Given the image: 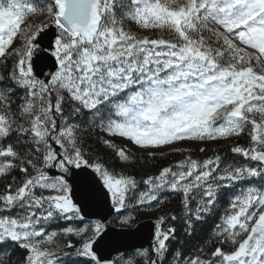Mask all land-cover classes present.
Segmentation results:
<instances>
[{
	"label": "snow or ice",
	"instance_id": "obj_1",
	"mask_svg": "<svg viewBox=\"0 0 264 264\" xmlns=\"http://www.w3.org/2000/svg\"><path fill=\"white\" fill-rule=\"evenodd\" d=\"M69 260L264 264V0H0V264Z\"/></svg>",
	"mask_w": 264,
	"mask_h": 264
},
{
	"label": "trees",
	"instance_id": "obj_2",
	"mask_svg": "<svg viewBox=\"0 0 264 264\" xmlns=\"http://www.w3.org/2000/svg\"><path fill=\"white\" fill-rule=\"evenodd\" d=\"M118 144H120L121 147H126L127 151L129 152V154L132 156L133 158V162L130 163H114L110 158H108L106 156V158H108L109 163L113 164L114 166L119 170V169H124L125 171L130 172V174L135 175L136 178L139 180L142 176L149 174V173H155L156 170L160 167V166H166L170 163H174L175 161H178L180 159H183V156L177 155V154H172L169 155L168 157L164 158V159H160L156 162H151V161H145V160H141L139 159V157L141 156V152H136L133 151L132 149H130L126 144H122L120 141H117ZM241 144H244L245 141L241 140L240 141ZM222 144L223 142L220 143H212L209 142L206 147L208 148V152L207 153H200L198 151V147H200L201 145H195V146H190L192 149V155L193 158L195 159H204L207 156H211L214 155L212 149L215 148L217 151H227V149L222 148ZM101 152L104 151V149H100ZM175 207V203H165L162 206L161 211H167L169 209H172ZM140 223L150 219V214H146V213H141L140 216ZM214 223L213 219H209V221L207 222L206 225H204L203 229L197 233V235L195 237H193L191 240H189L187 242V246L189 249L194 248L197 244H201L203 243L205 237L208 235L210 229L212 228ZM179 227V226H178ZM211 249V245H209L208 247L205 248V251H209ZM66 264H71V261H67Z\"/></svg>",
	"mask_w": 264,
	"mask_h": 264
},
{
	"label": "water",
	"instance_id": "obj_3",
	"mask_svg": "<svg viewBox=\"0 0 264 264\" xmlns=\"http://www.w3.org/2000/svg\"><path fill=\"white\" fill-rule=\"evenodd\" d=\"M91 211V209H90ZM142 225L140 229V233H138L136 236H125L122 239L124 240V243L126 244H141L146 242L147 234L151 227V219H147L140 223Z\"/></svg>",
	"mask_w": 264,
	"mask_h": 264
},
{
	"label": "rangeland",
	"instance_id": "obj_4",
	"mask_svg": "<svg viewBox=\"0 0 264 264\" xmlns=\"http://www.w3.org/2000/svg\"><path fill=\"white\" fill-rule=\"evenodd\" d=\"M118 141H120L122 144H126L133 151L140 152V150L137 147H135L134 145H132L131 142H128V141H125V140H118ZM195 145H198V144L192 143L190 145H186V147L195 146Z\"/></svg>",
	"mask_w": 264,
	"mask_h": 264
}]
</instances>
